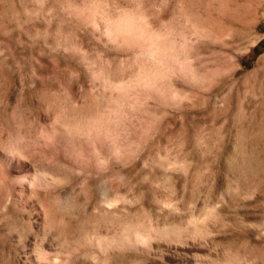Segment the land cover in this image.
Returning <instances> with one entry per match:
<instances>
[{"label":"rangeland","instance_id":"1","mask_svg":"<svg viewBox=\"0 0 264 264\" xmlns=\"http://www.w3.org/2000/svg\"><path fill=\"white\" fill-rule=\"evenodd\" d=\"M208 1L0 0V264H264V0Z\"/></svg>","mask_w":264,"mask_h":264},{"label":"bare ground","instance_id":"2","mask_svg":"<svg viewBox=\"0 0 264 264\" xmlns=\"http://www.w3.org/2000/svg\"><path fill=\"white\" fill-rule=\"evenodd\" d=\"M201 1V0H200ZM222 1V0H221ZM232 2H234V3H239L240 1H242L243 3H246L247 5H256V7H257V5H259L258 3H260V0H231ZM263 1V0H262ZM209 2H215V0H209L208 1V3ZM205 3V2H204ZM230 3V2H229ZM263 3V2H262ZM211 4V3H210ZM207 5V4H206ZM206 5H202V6H206ZM237 6H239L238 4H236ZM208 6V5H207ZM206 6V7H207ZM243 6H244V4H243ZM244 7H246V6H244ZM211 8V7H210ZM209 9V8H208ZM255 9V8H254ZM199 21V20H198ZM246 25H249V24H246ZM250 27V26H249ZM247 28H248V26H247ZM249 29V28H248ZM263 61V60H262ZM264 74V73H263ZM263 76V75H262ZM261 135H263V133H261Z\"/></svg>","mask_w":264,"mask_h":264}]
</instances>
